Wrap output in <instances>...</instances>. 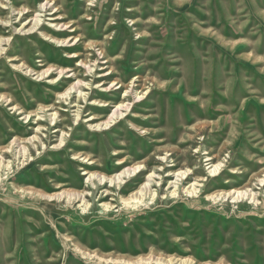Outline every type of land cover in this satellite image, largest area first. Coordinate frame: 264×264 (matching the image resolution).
<instances>
[{
	"label": "rangeland",
	"instance_id": "1",
	"mask_svg": "<svg viewBox=\"0 0 264 264\" xmlns=\"http://www.w3.org/2000/svg\"><path fill=\"white\" fill-rule=\"evenodd\" d=\"M6 4L0 264H264V0H0L1 19Z\"/></svg>",
	"mask_w": 264,
	"mask_h": 264
},
{
	"label": "bare ground",
	"instance_id": "2",
	"mask_svg": "<svg viewBox=\"0 0 264 264\" xmlns=\"http://www.w3.org/2000/svg\"><path fill=\"white\" fill-rule=\"evenodd\" d=\"M14 4V3H13ZM44 5V4H43ZM3 7V6H2ZM41 7L42 8H44L42 5H41ZM3 8H7V9H9V17L8 18H6V19H1L0 18V23H3V22H11V16H10V14H11V12H13V10L14 9H12V6L10 5V4H6ZM15 12V11H14ZM17 15H21L20 17H22V15H23V9H19V10H17ZM16 15V16H17ZM8 16V15H7ZM26 21V20H25ZM32 21V23L27 27V31H29V30H31V29H33V28H35L36 26H37V24L41 21V19L39 18V17H37V16H35L34 18H32L30 21H28V23H27V25L30 23ZM8 24V23H7ZM50 24V23H49ZM52 24V23H51ZM5 25V24H4ZM10 25H11V23H10ZM26 25V26H27ZM66 25V24H65ZM26 26H22L21 28H26ZM54 26H57V24H54ZM26 31V32H27ZM30 32V31H29ZM43 36L46 38V39H49V40H51L52 42H55V43H63L64 41L63 40H60V39H57V37H55L53 34H48V33H44L43 34ZM4 41H8V38L7 37H3V36H0V54H1V52L2 51H4V48L1 46V43L2 42H4ZM6 42H4V44H5ZM3 53V52H2ZM4 56L6 57V58H8L9 56L7 55V52H4ZM10 58V57H9ZM14 58H11V60H13ZM24 65V63H21V64H19V65H17V64H15L14 65V68H19V67H22ZM13 66V65H12ZM23 68V67H22ZM26 68V70H30L27 66L25 67ZM51 68V66H47V68L46 69H44V70H42V71H40V72H38L37 74H38V76H42L43 74H45L49 69ZM80 83V82H79ZM73 88V85H71V86H69L63 93H60V96L61 95H66L71 89ZM79 94V97H83L84 98V94H82L81 93V91L78 93ZM125 96V95H124ZM67 98V97H66ZM8 102V104H7V106L9 107V106H11V109H14V110H16V108L18 107L17 105H12V101H11V98H9V97H7V95H5V94H2V93H0V102ZM4 104V103H3ZM123 106V102L121 103V102H119V103H117L116 104V109H118L119 107H122ZM18 110V109H17ZM117 112H119V111H117ZM117 112H114V113H112L109 117H107L105 120H102V121H99V122H96V123H94L93 125H89V126H91V127H93V128H102V127H106V126H108V124L112 121V119H114L115 117V115H116V113ZM118 114H122L121 112H119ZM29 117V115L27 114L26 116H25V118H28ZM77 117H78V115H77ZM97 130V129H96ZM35 135V134H34ZM16 137V136H15ZM18 139V138H17ZM15 139H12V141H14ZM21 140V139H20ZM24 140V139H23ZM26 140V139H25ZM24 140V141H25ZM11 141V143H14V142H12ZM30 141V140H29ZM28 141V142H29ZM20 142H22V140L21 141H19L18 143H20ZM62 142V139L59 141V143L57 144V145H59L60 143ZM9 146H10V144L9 145H6V146H4V148H0V158L2 157L1 155V152L3 151H7V150H9ZM59 147V146H58ZM29 159V158H28ZM5 164V166H8V163L6 164V162H4V161H2L1 160V162H0V165H4ZM136 164V163H135ZM140 164V163H139ZM213 166V165H212ZM138 168H140L139 167V165H135V166H133V167H128V168H123L121 171H119L118 173H114V174H112V175H110V176H106V175H100V177H99V179H98V183H100L101 184V182L102 181H106V182H109V183H116L117 185H120L123 181V179H125V178H128L129 176H130V174L132 173V172H135ZM219 168V166L218 165H215L214 166V168L210 171V173L211 172H215L217 169ZM180 171V170H179ZM89 172V171H88ZM181 172V171H180ZM183 172V171H182ZM170 173V172H169ZM150 174H152V173H150ZM95 175V173L92 171V172H89V175H88V180L90 179V177H92V176H94ZM96 176V175H95ZM184 180V179H183ZM90 181V180H89ZM156 181V180H155ZM154 182V181H153ZM174 182V181H173ZM90 184V183H89ZM147 183L145 182V183H143L136 191H133L132 193H131V195H130V198H134V199H136V203L137 202H139V201H141V199L143 198L142 197V195H141V192H143L142 191V189L144 188V186L146 185ZM194 184H196L195 182H194ZM11 185H13L14 186V184H11ZM149 185V184H148ZM176 186V185H175ZM189 188H191L190 186H188ZM86 188V187H85ZM146 188V187H145ZM187 188V187H186ZM23 189L25 190V191H29V192H33V193H35V194H37V195H39L40 197H46V198H56V199H60V198H63V197H67V199L69 200V199H71V198H75V197H77V196H82L81 195V193L80 192H76V191H71V190H68V189H65V188H63V189H61L60 191H58V192H54V193H51V194H45V193H42V192H39L38 190L37 191H34V189L33 188H24L23 187ZM166 189V188H165ZM148 190V189H147ZM171 190V189H170ZM174 190V189H173ZM172 190V191H173ZM183 190V189H182ZM190 190V189H189ZM21 191V190H20ZM150 191V190H149ZM185 191V190H184ZM234 191H236V190H234ZM122 192V191H121ZM170 192V191H169ZM175 192V191H174ZM183 192V191H182ZM190 192V191H189ZM192 192L194 193V192H196V189L195 188H192ZM230 190H228V191H223V190H218V191H214V192H212L211 194H209L207 197L210 199V198H212V199H219L218 197H222V198H224L226 195H227V197H228V195H234L233 193H231L230 194ZM108 193V192H107ZM146 193V192H145ZM192 193V194H193ZM130 194V193H129ZM151 194V193H150ZM175 194H176V192H175ZM88 195V194H87ZM187 195V194H186ZM190 195V194H189ZM237 197L239 196V192H237ZM75 196V197H74ZM119 196V195H118ZM121 196V195H120ZM146 196V195H145ZM154 197V196H153ZM128 198V197H127ZM230 198V197H229ZM233 198V200H234V196L232 197ZM79 199V198H78ZM124 199H125V197H124ZM150 199V198H149ZM120 200V199H119ZM123 200V199H122ZM125 200H127V199H125ZM125 200H124V204L126 203L125 202ZM227 200V199H226ZM71 201V200H70ZM131 201V200H130ZM235 201V200H234ZM237 201V200H236ZM65 202H66V199H65ZM83 202V201H82ZM85 202V201H84ZM84 202H83V204H84ZM135 202V201H134ZM68 203V202H67ZM102 203V202H101ZM239 203V202H238ZM88 204V203H87ZM77 205H79V203H77ZM104 206H109V204L106 202V203H104L103 204ZM85 206V205H84ZM88 206V205H87ZM126 206H127V204H126ZM134 206H136V205H134ZM133 207V206H132ZM238 207V206H237ZM134 208V207H133ZM176 259V260H175ZM119 260H122V259H119ZM147 261H152L153 263H157V264H188V263H190V264H196V263H194L193 261H192V259H190V258H187V257H179V258H174V257H161V256H159V255H157V257H156V259L155 260H153V259H146ZM123 261H125L126 262V260H123ZM127 263V262H126ZM132 264H135V261H132L131 262ZM197 264H212V263H209V262H205V263H197Z\"/></svg>",
	"mask_w": 264,
	"mask_h": 264
}]
</instances>
